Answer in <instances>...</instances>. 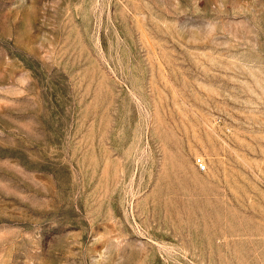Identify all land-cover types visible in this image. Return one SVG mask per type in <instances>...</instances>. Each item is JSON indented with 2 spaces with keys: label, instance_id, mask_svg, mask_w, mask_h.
I'll use <instances>...</instances> for the list:
<instances>
[{
  "label": "rangeland",
  "instance_id": "1",
  "mask_svg": "<svg viewBox=\"0 0 264 264\" xmlns=\"http://www.w3.org/2000/svg\"><path fill=\"white\" fill-rule=\"evenodd\" d=\"M0 264H264V0H0Z\"/></svg>",
  "mask_w": 264,
  "mask_h": 264
}]
</instances>
